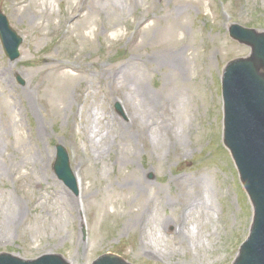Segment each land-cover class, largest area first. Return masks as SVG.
Wrapping results in <instances>:
<instances>
[{
    "label": "rangeland",
    "instance_id": "obj_1",
    "mask_svg": "<svg viewBox=\"0 0 264 264\" xmlns=\"http://www.w3.org/2000/svg\"><path fill=\"white\" fill-rule=\"evenodd\" d=\"M50 1L0 0L23 37L15 61L0 41V253L232 264L253 206L223 143L221 82L229 61L251 56L231 25L264 32V0H84L82 12ZM173 39L188 49L183 85L147 61ZM49 55L79 77L55 78ZM138 87L161 103L144 104ZM57 144L82 179L78 195L54 172Z\"/></svg>",
    "mask_w": 264,
    "mask_h": 264
},
{
    "label": "water",
    "instance_id": "obj_2",
    "mask_svg": "<svg viewBox=\"0 0 264 264\" xmlns=\"http://www.w3.org/2000/svg\"><path fill=\"white\" fill-rule=\"evenodd\" d=\"M232 35L254 46V55L237 60L227 68L224 92L226 100V143L239 166L242 180L255 205L256 217L250 239L243 245L235 264H264V34L253 30H231ZM0 35L11 59L18 56L21 42L0 11ZM55 172L76 190L69 157L58 146ZM0 264H68L62 257L46 255L25 261L10 254H0ZM94 264H126L114 255H106Z\"/></svg>",
    "mask_w": 264,
    "mask_h": 264
},
{
    "label": "bare ground",
    "instance_id": "obj_3",
    "mask_svg": "<svg viewBox=\"0 0 264 264\" xmlns=\"http://www.w3.org/2000/svg\"><path fill=\"white\" fill-rule=\"evenodd\" d=\"M54 1H56V0L50 1V6L51 7H52ZM67 1H68V4L71 5L72 7L77 8L81 12L84 11L83 0H67ZM79 3H80V5H79ZM42 13L47 15L46 10L44 8L42 9ZM46 17L49 18L50 16L47 15ZM74 20H75V18L70 19L69 23H72ZM79 25L82 26L84 24L80 23ZM180 28H181L180 25L175 24V23H170V25H169V33H171L170 35L174 36L176 34V32L180 30ZM181 42H182L181 39H176V40L173 39V41H171V43H169L165 47H162V48H160V50H158L156 52H153L152 54L147 56L148 57L147 61H152L154 63L155 62L156 63H163V62L167 63L169 65L170 69H171V73L174 76V82H178V83H180V85H183V82H184V78L183 77H184V75L187 72V70L186 71L184 70V68L186 66L184 63L188 62L189 56H188V53H187V51H188L187 47L183 46ZM211 54L212 53H209V56H207V60H209L208 61L209 65H211L212 61H213V57H212ZM45 60L49 63V65H52V66L55 67L54 68V72L55 73L53 74V76L55 78L66 80V79H69V78H72V79L75 78L76 79V78L79 77V74H71L67 70V69H75L77 67L76 64H72L71 62H66L60 56L59 57L58 56L55 57V56L49 55V56H47L45 58ZM104 72L108 73L107 71H104ZM50 73H51V71H50ZM111 73H113V74L111 76H109V77L111 79H114V72L111 71ZM120 75H121L122 78L127 79L124 70L120 72ZM139 88L140 87H138L137 90ZM139 93H140L141 101L144 104H146V105L157 106L158 104L161 103L160 100L154 99L151 96L150 91H148L145 88L141 87L139 89ZM26 96H28V92L27 91H26ZM66 101L67 100H65V102ZM197 183H199V185L201 186L199 180H198ZM68 200H69L71 205L74 204V200H73L72 197H69ZM68 200H67V202H68ZM197 202L200 203V200L198 199V197L194 196L193 197V202L190 204L189 209L191 207H193V206H197L196 205ZM7 213L8 212H5V214H7ZM138 220L135 223L136 226L138 225V222H139ZM184 221L185 220H183V222ZM15 222H16V220H14V222H12V223H15ZM168 223L164 222V224L170 225ZM128 226H129V221H127L125 223V227H128ZM176 232H177V234H179V233L180 234H184L185 233V230H184V228H183V226L181 224L178 225V227L176 229Z\"/></svg>",
    "mask_w": 264,
    "mask_h": 264
}]
</instances>
